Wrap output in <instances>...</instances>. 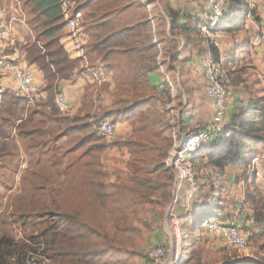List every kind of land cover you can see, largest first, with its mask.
<instances>
[{"label":"trees","instance_id":"1","mask_svg":"<svg viewBox=\"0 0 264 264\" xmlns=\"http://www.w3.org/2000/svg\"><path fill=\"white\" fill-rule=\"evenodd\" d=\"M69 1L77 4V10H88L90 14L89 18L94 22L89 29L90 31L87 29L90 32H88L90 34L88 52L99 57L98 59L101 58V63L106 64L108 72L110 71V66L107 62H110L109 57L111 55H116V66L121 67L122 59L120 55H117L120 52H123L127 57V60L124 62L132 63V67L135 69L132 80H126L127 82L119 84L121 96L118 101L116 100L115 106L112 109L105 110L102 105L97 106L95 103L96 95L110 92L109 82L106 85L99 86L93 82V76L90 74L91 81L85 90L82 107L78 114L73 118L60 116L54 102L59 83L73 79L76 73H79L82 69L78 67L79 61L69 57L61 42L65 35L66 27L61 0H25V9L28 12L27 15L30 16L28 24L33 28L35 38L26 45L16 43L14 47L7 49L6 54L10 57L14 55L15 49L19 48L18 50L24 53L26 62L30 66H36L42 73L46 82L44 91L47 93V105H50L49 107L52 108L49 117L58 124L61 130L60 136L67 138L82 137L79 146H89L87 149L88 154L93 152L104 153L109 148V145L105 142L101 146L96 145L102 139L96 135L95 128L101 120L110 119L115 124L129 121L133 128L128 138L119 139L114 142V146L118 149L131 150L134 154H136V151H141L143 143L137 137L141 133L149 136H166L167 143L172 145L177 134L176 125L171 123V114L167 110V103L170 101L169 92H166V95H162L163 97L161 98L157 97V89L153 88L150 81V74L159 68L158 62L160 58L159 48L154 42L152 28L149 26L150 22L145 20L132 28L128 27L117 30L115 24L109 18L112 14L114 15L119 11L112 12L105 10V12H99L95 8L96 0ZM227 1L228 11L219 30L233 32L243 25L242 18L247 15L248 8L244 0ZM3 3L4 0H0V5H2L0 12L4 10L2 9ZM97 13L101 14L100 17ZM167 16L171 21L170 35L175 36V32L179 27L178 16L173 12H168ZM229 18L231 23L236 22L239 25L228 28L226 22ZM199 21L200 23L196 25L194 34L203 40L200 32L202 21L201 19ZM2 22L3 20H0V28L4 26L1 25ZM85 22L87 23L86 18ZM92 39L95 41L92 42ZM167 39L171 43H175L174 40ZM188 44L187 42L185 46H188ZM177 49L176 45L169 49L167 56L171 57ZM209 50L213 54L215 61L219 62L218 49L211 46ZM175 57L171 59L172 64L177 61L174 60ZM138 60L141 62L140 65ZM90 62L96 67L97 62L95 63L91 60ZM83 71L86 70L83 69ZM133 93L142 94L143 96L134 98L132 97ZM23 102V99H18L8 94L0 105V157L8 155L9 148L7 141L11 136L9 133L10 128L21 129L29 124L28 121L33 119V116L27 119L23 118V109L21 108ZM246 103V106L240 112L234 114L230 121H228L226 130L202 148L193 160L198 182L197 167L203 166L200 172L203 169L207 170V168L213 169L208 174L206 171L205 184H203V187L200 186L201 190L203 188L204 198L211 203V206L210 211L203 215H199L198 211L192 209L184 217V220L181 219L182 257L184 258L181 259L180 264H210L203 260L204 254L200 250V245L204 242L203 231L206 229V225L213 221L232 222L223 221L221 217L225 216L227 206L231 205V200L228 201L227 199L226 186L223 182L226 178L227 169L235 168L242 171L240 176L236 178L237 183L241 184L246 177L248 167L260 155L259 147L264 142V96H251L249 99H246ZM33 114H36V112L33 111ZM134 134L136 135L135 137ZM160 166L165 167L163 165ZM172 179L174 180V175ZM251 180H246V183L251 182ZM219 182V190L215 192ZM137 184L140 188L144 189V199H150V197H153V194L158 193L162 188V186L156 188L150 186L149 184H152V181L149 179H145L142 183ZM254 201L256 200H250L248 203H252L253 206ZM256 205L257 203H255ZM217 213H220L221 216L217 217ZM248 216L238 218L233 223L242 229V227H245L244 224ZM70 217L76 220L78 216L73 214ZM255 217L254 220L258 222L264 219V206H259V210L255 212ZM213 218H218L219 220H213ZM71 225L73 228L70 232L62 233L61 236L59 235L61 245L58 250L54 251V255L52 256L55 264H97L88 254H81L75 251L79 240L85 239V235L83 236V231L85 230L84 224L73 222ZM197 226L199 232L196 235H192V231ZM183 233H185V237ZM42 235L47 237L46 233ZM190 235L191 237L188 239ZM250 235L249 243L251 244L264 238V234L250 232ZM139 236L140 232L136 228H125L117 231L111 238V242L117 248L124 249L133 246ZM183 237L186 240L188 239L186 246H184L185 241ZM66 239L68 242H65ZM39 240L36 238L19 240L3 233V236L0 238V264H26L27 260L33 257H38L40 264H42L49 259V256L47 255V250L41 251L39 247H36L40 243ZM63 241L67 245L66 247L63 246ZM220 253L224 256L222 262L226 264H264L262 260H253L233 255L228 248L221 249Z\"/></svg>","mask_w":264,"mask_h":264},{"label":"rangeland","instance_id":"2","mask_svg":"<svg viewBox=\"0 0 264 264\" xmlns=\"http://www.w3.org/2000/svg\"><path fill=\"white\" fill-rule=\"evenodd\" d=\"M108 7L112 9L111 5ZM95 8L99 12H105V0H96ZM2 9L5 12L1 25L8 26L13 21L12 18H16L18 19L16 23L22 26L24 23L21 21L26 22L28 19L25 0H4ZM83 13L87 19L86 28L89 30L94 22L89 18L88 10H84ZM1 15L2 13L0 17ZM97 15L100 17L101 14ZM17 34L21 40L27 39L23 28L18 30ZM93 41L95 40L92 39ZM87 55L91 61L95 63L99 61L97 65L101 63L97 56L90 52H87ZM103 65L106 66L105 63ZM78 67L83 68L80 61ZM104 72L109 78L108 70L104 69ZM120 96L119 91L118 97ZM49 106L40 108L36 114H33L31 108L23 109V118L33 116V119L28 121L29 124L22 131L13 128L9 130L14 139L8 143V155L0 157V183L4 188L0 192V238L6 233L19 240L40 239L36 247L41 251L47 250L49 256L42 264H55L52 256L61 245V234L70 232L73 222H81L85 226L83 231L85 239L79 240L75 248L77 253L88 254L97 264H152L148 258L149 250L159 245L169 249L173 241L171 232H175L172 221L169 222V211L175 201L173 192L175 181L172 179L173 174L165 172L160 166H164V159L174 143L168 144L166 136H149L141 133L137 137L143 145L141 151H136V154L131 150L118 149L114 146L115 140L108 142L103 139L96 145L101 146L105 142L109 145L107 151L88 154L89 146H79L82 137L60 136L58 124L56 125L49 117L52 109ZM27 114L28 116H25ZM20 131L26 133V136L22 137ZM154 168L164 173L157 175L162 177L159 181L156 179L157 183H170V186L165 185L167 190H162L159 197L161 201H158L162 203L165 199L167 211L158 209L150 201L144 200V189L137 184L145 179L152 181L154 175L150 170ZM202 168L203 166L197 167V175L200 186L203 187L207 177L206 171L208 174L213 169L207 168L200 172ZM241 187L243 191L246 190L243 185ZM185 195L184 190L180 192L178 195L180 198L174 205L178 216L183 220L188 205L184 199ZM240 206H243L242 211H246L245 216L249 215L246 220L256 218V211L243 204ZM256 208L259 210V206ZM190 209H193L192 202ZM73 214L78 216L76 220L71 219L70 215ZM132 227L140 232L133 246L119 249L112 244L111 238L117 231ZM241 230L248 231L245 227ZM198 232L197 226L192 235ZM44 233L47 237L42 235ZM203 236L204 242L200 245L203 254L206 245L211 244L217 249L228 248L230 253L236 256L264 260L262 248L264 238L256 243H249L247 250L239 251L224 246L216 236L207 232V229L203 231ZM190 237L191 235L188 239ZM188 239H183L184 246ZM65 242L63 241V246L66 247ZM221 259H224L223 255H220L218 261Z\"/></svg>","mask_w":264,"mask_h":264},{"label":"crops","instance_id":"3","mask_svg":"<svg viewBox=\"0 0 264 264\" xmlns=\"http://www.w3.org/2000/svg\"><path fill=\"white\" fill-rule=\"evenodd\" d=\"M244 2L246 3V0H244ZM207 4L208 0H105L106 11H119L114 15L112 14L109 18L113 21L117 30L128 27L132 28L145 20L150 22V24H148L152 28L154 42L157 44L160 51L159 60L163 64L162 69L158 66V70L150 74V81L153 88L157 89V97L161 98L164 94L166 95V92H169L170 101L167 103V110L171 114V123L176 125V134L179 137L205 127L212 121L214 116L212 101L207 94V82L204 78L196 74V70L204 65V60L207 59L210 52L208 44L194 34L196 25L200 23V15ZM109 5L112 6L111 10L108 7ZM246 5L248 13L242 18L243 25L240 26L238 30L226 32L225 30L220 31L218 29L219 31L217 30L215 34V40L218 42L217 49L220 56L219 62L232 80V94L228 100L229 121L234 114L240 112V110L246 106V99H249L251 96H264V50L252 48L254 36L260 31L264 32V0H254V4L251 8L248 7L247 3ZM4 12L5 10L0 12L2 13L0 20H2ZM168 12H173L178 16L179 27L175 32V36L170 35L171 21L167 16ZM250 13L251 17L249 18L248 15ZM28 19H30L29 15ZM28 19L26 22L21 21L24 25L20 26L21 24L16 23L18 19L12 18L13 21L9 25L11 27L9 47H14L16 43L26 45L28 42L34 40L35 33L30 24H28ZM226 24L228 28L239 25V23L236 22L231 23L230 18ZM22 28L24 29L25 35H27L26 40H21L17 37V31ZM167 38L174 40L175 43H171ZM61 42L66 52L70 50L66 27L65 35ZM187 42L189 44L185 46ZM175 45L178 49L171 57H168V50ZM18 49H15V53L10 56V59L22 66V68H31L34 80L40 88L39 100L32 102L25 98L18 99L24 100L21 104L22 109L31 108L38 113L40 108L47 105V93L44 91L46 82L40 70L36 66H30L25 60L24 53ZM117 55L121 56L122 68L116 66V55H111L109 57L110 62H107L110 66V92L100 93L95 96L96 105H102L105 110L112 109L115 106L116 100L118 101L120 98L118 97L120 91L119 84L121 85L122 82L133 79V71L135 68L132 67V63L124 62L127 60V57L123 52ZM172 57H175L174 60H177L173 64L171 61ZM138 63L140 65L141 62L138 60ZM166 79L169 83H166L164 92L158 94L159 85L164 84ZM90 81V73L82 69V71L76 73L73 79L59 83L56 94L58 92L63 93L71 102L73 112L72 116H69L70 118L75 117L81 109L85 90L90 84ZM2 83L5 87L9 88L10 92H12L11 95L18 89L17 83L10 75H7ZM142 96V94L133 93V97L135 98ZM53 122L55 123V121ZM23 129L24 127L21 128V131ZM132 129V125L129 121L118 123V136L115 141L128 138L132 133ZM181 130H183V132H181ZM21 131L20 134L22 137L26 136V133H22ZM13 133H15V131ZM11 139H14V135L10 136L7 143H9ZM259 151L260 155L257 158L258 165L256 170L258 176H256L254 180L252 179L253 181L251 180V182L244 184L243 188L246 190L243 191L241 187L242 183L239 184L236 180L242 171L235 168L227 169L226 178L223 182L226 186L227 199L228 201L231 200V205L227 206L225 216H221L220 213L216 214L217 217L221 216L223 221L234 222L236 219L242 218L238 216L241 204L247 207L249 206V208L254 211L257 210L256 207L264 206V142L259 147ZM163 168L165 172L168 171L170 174L172 173L174 175L175 181V174L165 167ZM150 171L151 174L154 175V179L152 180V184L149 185L155 188L162 186V188L158 193L153 194V197H150V199L145 198L144 200L150 201V203L157 206L158 209L166 210L164 203L165 199L162 203L158 201H161L159 197L162 194V190H167L165 185L170 186V183L160 184V182H156V179L159 181V179L162 178L157 177L159 173L164 175L160 169L154 168ZM104 184L106 186L108 185L107 182ZM174 187L175 184L173 183V192ZM219 187L220 182L217 184L215 192L219 190ZM3 190L4 188L0 183V192ZM184 191L187 193V189H184ZM203 193L202 191L192 201L193 210L198 211L199 215H203L210 211L211 206V203L204 198ZM158 194L159 196H157ZM184 199L187 202L186 195ZM250 200H256L254 202L257 203V205L255 206V203H253L254 205L252 206V203H248ZM244 226L246 230L255 234L264 232V219L258 222L249 218L246 220ZM218 241L226 246L223 241ZM262 248L264 249V246H262ZM172 251L173 245L171 243L168 249L169 257ZM220 252L221 249H217L214 245L207 244L203 256L204 260L210 262V264H226L222 262L223 259L218 261L221 255ZM183 258L184 257L181 259Z\"/></svg>","mask_w":264,"mask_h":264},{"label":"built area","instance_id":"4","mask_svg":"<svg viewBox=\"0 0 264 264\" xmlns=\"http://www.w3.org/2000/svg\"><path fill=\"white\" fill-rule=\"evenodd\" d=\"M248 7L251 8L254 0H246ZM63 17L68 33V42L70 50L67 51L69 57L73 60L80 61L83 68L88 73L92 74L93 82L99 86L108 84L109 78L106 76L104 63L91 65L87 55L88 45L90 43V34L86 28L85 14L83 11L77 10V4L69 0H61ZM228 11L227 0H208L206 8L203 9L200 19L202 21L200 32L202 39L211 46L218 47V42L215 40V34L220 28ZM251 17V13L248 15ZM11 39V27L2 26L0 28V105L4 97L12 94L9 88L2 83L3 79L10 75L17 83L18 89L13 93L16 98H25L30 101L39 100L40 88L34 80L33 71L31 68H22L7 56L6 52ZM252 48L264 50V32L256 34L252 40ZM204 65L196 70V74L204 78L207 82V94L212 101L214 116L212 121L205 127L192 131L186 135L177 138L175 136L174 146L169 151L164 160V166L175 174L174 187V204L169 211V222H174L175 235L179 234L180 244L175 252L174 243L173 251L169 257L168 249L165 246H155L148 252L149 261L152 264H180L182 258V235H181V218L178 216L174 205L179 200V193L187 189L185 215L190 212V203L200 194L201 187L196 178L195 166L193 160L202 148L210 143L215 138L219 137L227 128L229 121L228 100L232 94V80L225 71L220 62L215 61L211 51L208 54ZM160 69L163 64L158 62ZM166 79L164 84L159 85L158 94H162L165 90ZM55 106L61 116H72L73 108L67 97L58 92L55 95ZM96 135L104 141L112 142L117 138V124L110 119L101 120L95 128ZM258 159H255L248 167L246 177L242 181V185L246 180H250L258 176L257 164ZM242 207V206H241ZM243 208V207H242ZM239 209L238 216L245 217L246 211ZM207 232L217 237L228 246L230 249L244 251L247 250L250 232L242 231L235 223H224L213 221L206 225ZM171 230V229H170ZM171 238L173 236L171 233ZM26 264H40L38 257H33L27 260Z\"/></svg>","mask_w":264,"mask_h":264},{"label":"bare ground","instance_id":"5","mask_svg":"<svg viewBox=\"0 0 264 264\" xmlns=\"http://www.w3.org/2000/svg\"><path fill=\"white\" fill-rule=\"evenodd\" d=\"M172 224H173V228H174L173 231H175L174 222H172ZM171 233H172V236H173V243H174L175 252H176V250H177V248H179V244H180V239L178 238L179 237V234H176L175 235V232H171Z\"/></svg>","mask_w":264,"mask_h":264},{"label":"water","instance_id":"6","mask_svg":"<svg viewBox=\"0 0 264 264\" xmlns=\"http://www.w3.org/2000/svg\"><path fill=\"white\" fill-rule=\"evenodd\" d=\"M175 196V195H174Z\"/></svg>","mask_w":264,"mask_h":264}]
</instances>
